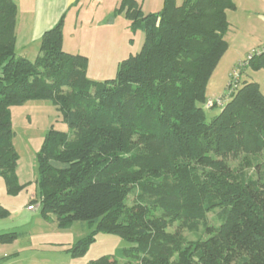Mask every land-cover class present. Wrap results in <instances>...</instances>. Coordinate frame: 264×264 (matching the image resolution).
I'll use <instances>...</instances> for the list:
<instances>
[{
  "label": "trees",
  "instance_id": "trees-1",
  "mask_svg": "<svg viewBox=\"0 0 264 264\" xmlns=\"http://www.w3.org/2000/svg\"><path fill=\"white\" fill-rule=\"evenodd\" d=\"M235 9L234 0H164L145 15L136 0H121L118 11L144 32L142 49L114 78L93 82L88 58L63 48L64 17L42 35L35 61L17 56L18 5L0 0V176L9 194L22 189L11 109L51 100L71 133L51 128L38 154L44 218L94 227L76 254L98 233L130 246L90 264H264V93L231 75L220 113L207 122L203 108ZM263 58L239 67L259 70ZM200 226L204 241L181 232Z\"/></svg>",
  "mask_w": 264,
  "mask_h": 264
},
{
  "label": "rangeland",
  "instance_id": "rangeland-1",
  "mask_svg": "<svg viewBox=\"0 0 264 264\" xmlns=\"http://www.w3.org/2000/svg\"><path fill=\"white\" fill-rule=\"evenodd\" d=\"M17 1L22 3V0ZM120 1L117 7L109 9L106 0H99L97 3L87 0L85 5L71 6L64 16L66 33L69 30L72 33L81 30L86 33L88 42L92 37L93 41L96 39L94 43L96 53H91L87 68L88 78L93 82L114 78L118 63L142 49L144 32L140 28L133 29L132 21L125 12L118 11ZM136 1L145 15L158 14L164 4V0ZM182 2L183 0H177L178 4ZM27 8L25 5L21 11H26ZM229 18H233L231 14ZM232 32L235 34V31ZM233 34L230 35L231 39L234 38ZM252 54L251 52L248 58ZM224 56L216 69L217 73H214L207 86V103L203 106L207 122L220 113L219 102L224 94L225 85L228 84L226 75L230 69L231 59L227 52ZM102 66L106 69H102ZM234 71L240 74L239 64L231 69V74ZM209 103L218 105L210 108ZM11 120L15 133L14 147L18 155L16 175L22 189L15 195L9 194L0 176V244L9 241L4 240L9 237L5 231L10 235L17 234L18 238L6 244L13 243L16 250H21L23 259L29 260L30 264H90L106 255L119 256L124 249L130 247L118 235L98 233L94 235V242L89 244L85 252L76 254L72 250L80 241L93 235L94 227L87 222H73L66 227H60L55 221L46 220L42 213L38 188V154L46 135L51 128L70 134L69 126L63 121L54 103L48 99L31 100L13 107ZM239 163V160H229L232 168H237ZM246 172L250 174L252 170ZM30 205H34L35 210L30 211L28 209ZM207 223L214 229L220 227L219 208L208 215ZM178 228L180 226L176 223L170 231ZM181 232L189 241L194 242L204 241L208 237L203 226L197 231L181 227Z\"/></svg>",
  "mask_w": 264,
  "mask_h": 264
},
{
  "label": "crops",
  "instance_id": "crops-1",
  "mask_svg": "<svg viewBox=\"0 0 264 264\" xmlns=\"http://www.w3.org/2000/svg\"><path fill=\"white\" fill-rule=\"evenodd\" d=\"M86 1L87 0H22V3H19V1L15 0L18 5L17 56L35 61L39 55L40 40L44 32L54 27L59 20L65 16L67 11L70 10L71 6H82L85 5ZM98 1L99 0H92V2L95 3ZM118 3L119 0H106L109 9L117 7ZM234 3L236 9L227 12V19L230 24V29L226 36V40L229 44L227 53L230 56L229 59H231L229 64L230 69L227 71L226 75V82H228V84L231 78V69L248 60L247 58L251 52L253 53L264 48V0H234ZM25 5L28 6L27 10H22L24 14H20L22 12L21 8ZM230 14L233 18H229ZM83 16L84 14L81 17ZM77 17L79 16L77 15ZM232 31H235V34H233ZM231 34L234 36L232 39L230 38ZM92 38H90V42H88L86 33H83L81 30H78L76 33H72L69 30L66 33L64 29L63 48L68 53L81 54L90 58L91 53H96V46L94 45L96 39L94 38L95 41H93ZM260 59L261 57H256L255 63L260 62ZM262 60L264 61V58ZM101 68L106 69L105 66ZM238 81L240 84L245 81L255 82L264 93V67L255 70L251 65L245 66L240 71ZM228 84L225 85L226 88ZM226 88L223 93H225ZM223 96L224 94L222 97ZM5 232L10 235L8 231ZM15 235L16 238H18L17 234ZM3 243L0 244V264H30L28 262L29 260L25 261V259H23L21 250H16V246H13V243L9 245L6 244L9 243V241H3Z\"/></svg>",
  "mask_w": 264,
  "mask_h": 264
},
{
  "label": "built area",
  "instance_id": "built-area-1",
  "mask_svg": "<svg viewBox=\"0 0 264 264\" xmlns=\"http://www.w3.org/2000/svg\"><path fill=\"white\" fill-rule=\"evenodd\" d=\"M261 56H264V48H261L260 50H257V51H255V52H253V54H252L248 59L256 58V57H261ZM239 66L241 67L242 65L239 64ZM240 67H239V68H240ZM231 75H232V77H233L235 80H237L238 77H239V73H238L237 71H234ZM28 209H29L30 211H33V210H35V206H34V205H30V206L28 207Z\"/></svg>",
  "mask_w": 264,
  "mask_h": 264
}]
</instances>
